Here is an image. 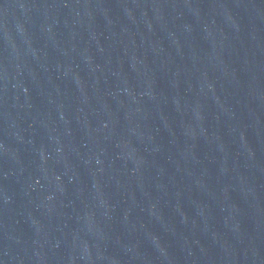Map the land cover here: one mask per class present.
Here are the masks:
<instances>
[{
  "label": "water",
  "instance_id": "obj_1",
  "mask_svg": "<svg viewBox=\"0 0 264 264\" xmlns=\"http://www.w3.org/2000/svg\"><path fill=\"white\" fill-rule=\"evenodd\" d=\"M0 264H264V0H0Z\"/></svg>",
  "mask_w": 264,
  "mask_h": 264
}]
</instances>
